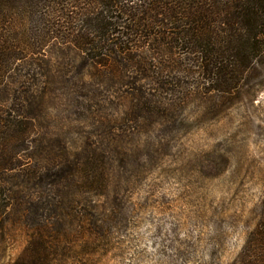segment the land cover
I'll return each instance as SVG.
<instances>
[{"label":"trees","instance_id":"obj_1","mask_svg":"<svg viewBox=\"0 0 264 264\" xmlns=\"http://www.w3.org/2000/svg\"><path fill=\"white\" fill-rule=\"evenodd\" d=\"M263 52L264 0H0V227L29 232L19 264L64 255L70 229L95 231L91 203L70 198L108 189L100 141L115 145L119 121L105 102L164 116L238 95ZM58 85L92 128L72 146L39 125ZM237 260L264 264V199Z\"/></svg>","mask_w":264,"mask_h":264},{"label":"rangeland","instance_id":"obj_2","mask_svg":"<svg viewBox=\"0 0 264 264\" xmlns=\"http://www.w3.org/2000/svg\"><path fill=\"white\" fill-rule=\"evenodd\" d=\"M241 87L238 95L197 99L164 116L130 112L133 98L105 102L104 112L119 121L115 145L105 134L100 141L108 189L70 198L91 203L97 227L70 229L65 254L48 264H241L264 199V52ZM57 88L46 106L52 118L39 125L65 132L72 146L92 128L65 109L71 101ZM28 236L17 221L5 222L0 264H19Z\"/></svg>","mask_w":264,"mask_h":264}]
</instances>
